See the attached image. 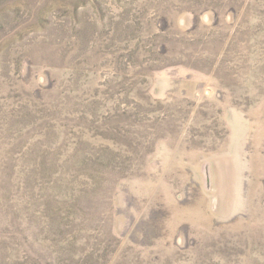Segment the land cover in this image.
<instances>
[{
	"label": "rangeland",
	"instance_id": "1",
	"mask_svg": "<svg viewBox=\"0 0 264 264\" xmlns=\"http://www.w3.org/2000/svg\"><path fill=\"white\" fill-rule=\"evenodd\" d=\"M0 264H264V0H0Z\"/></svg>",
	"mask_w": 264,
	"mask_h": 264
}]
</instances>
